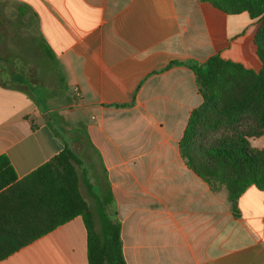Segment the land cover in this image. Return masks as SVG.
Returning a JSON list of instances; mask_svg holds the SVG:
<instances>
[{
    "label": "crops",
    "instance_id": "0c3cea01",
    "mask_svg": "<svg viewBox=\"0 0 264 264\" xmlns=\"http://www.w3.org/2000/svg\"><path fill=\"white\" fill-rule=\"evenodd\" d=\"M258 27L200 0H0V156L26 178L64 150L61 118L95 186L110 184L127 264H264V191L248 188L237 217L179 149L203 103L183 64L259 71ZM250 143L264 151V135ZM87 238L77 216L0 264H89Z\"/></svg>",
    "mask_w": 264,
    "mask_h": 264
},
{
    "label": "trees",
    "instance_id": "16d2710c",
    "mask_svg": "<svg viewBox=\"0 0 264 264\" xmlns=\"http://www.w3.org/2000/svg\"><path fill=\"white\" fill-rule=\"evenodd\" d=\"M200 1L227 15L247 13L259 25V71L220 55L183 64L193 70L203 103L191 112L179 143L181 156L213 192L226 189L233 214L239 217L240 196L252 186L264 191V151L249 144L264 135V0ZM37 103L43 107L42 100ZM237 128L241 130L236 136L228 135ZM74 164L82 165V160L66 141L59 156L22 180L9 159L0 156V261L82 216L89 264H127L109 182L95 186L84 178L92 198L89 205L78 192Z\"/></svg>",
    "mask_w": 264,
    "mask_h": 264
},
{
    "label": "rangeland",
    "instance_id": "374dc122",
    "mask_svg": "<svg viewBox=\"0 0 264 264\" xmlns=\"http://www.w3.org/2000/svg\"><path fill=\"white\" fill-rule=\"evenodd\" d=\"M47 67L48 66L46 65V62H45V72H44V77H43L44 78V84L47 86L48 89L55 90L58 87L59 83L55 78L51 77L50 71L48 70ZM53 126L56 127V129L60 132L62 137L69 143V145L71 146L73 151L77 155H79L81 160H82V165H78V164L75 165L74 164L77 175H78L77 189H78L79 194L90 205V204H92V198L88 194V190H87V186L84 182V178H87L88 181L90 182V184H93V185L96 184V178L94 176V169L92 170L91 166H90L91 160H89L90 158H88L87 155L84 153V149L82 148L81 144L70 141V139H69L70 130L68 129L67 123L63 119H61V118H56L55 120L53 119ZM240 130H241L240 128H237L233 131H230L228 133V135L236 136L237 132ZM216 135H218V134H216ZM253 139L254 138L249 140L250 147H251L250 142ZM86 149L89 150L88 147ZM86 171H88V172L86 173ZM84 174H86V175H84ZM84 176H86V177H84ZM159 183H160V186L158 187V189H159L160 194L162 195L163 190H164V181L161 180Z\"/></svg>",
    "mask_w": 264,
    "mask_h": 264
}]
</instances>
